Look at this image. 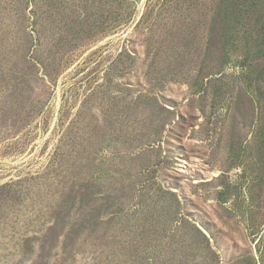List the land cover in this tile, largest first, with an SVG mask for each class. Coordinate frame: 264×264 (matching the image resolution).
<instances>
[{"label": "rangeland", "instance_id": "374dc122", "mask_svg": "<svg viewBox=\"0 0 264 264\" xmlns=\"http://www.w3.org/2000/svg\"><path fill=\"white\" fill-rule=\"evenodd\" d=\"M0 264H264V0H0Z\"/></svg>", "mask_w": 264, "mask_h": 264}]
</instances>
